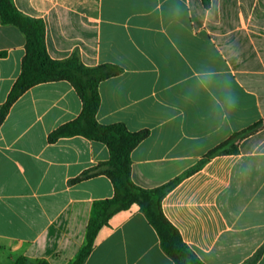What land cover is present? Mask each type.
Wrapping results in <instances>:
<instances>
[{
	"label": "crops",
	"instance_id": "obj_1",
	"mask_svg": "<svg viewBox=\"0 0 264 264\" xmlns=\"http://www.w3.org/2000/svg\"><path fill=\"white\" fill-rule=\"evenodd\" d=\"M46 26L53 59L73 56L123 72L103 81L97 119L150 135L132 180L163 200L168 220L204 264H264V0H13ZM27 39L0 15V109L19 79ZM236 98L235 107L232 100ZM66 80L26 91L0 126V264H70L86 243L95 201L115 195L106 144L49 135L80 117ZM262 122L207 158L234 134ZM84 264H175L134 206L112 217Z\"/></svg>",
	"mask_w": 264,
	"mask_h": 264
},
{
	"label": "trees",
	"instance_id": "obj_2",
	"mask_svg": "<svg viewBox=\"0 0 264 264\" xmlns=\"http://www.w3.org/2000/svg\"><path fill=\"white\" fill-rule=\"evenodd\" d=\"M204 4L209 7L210 0H204ZM0 15L3 24L17 26L27 39L22 73L0 109V126L5 122L12 106L30 88L42 83L66 80L75 87L82 99L83 111L79 118L53 131L49 135V142L56 143L65 137L84 136L106 144L110 149L111 157L107 162L86 171L75 180L78 182L106 175L114 185L115 195L113 198L94 202L87 227L86 243L77 259L70 264H84L96 245L100 231L109 224L112 217L134 206L139 207L157 230L164 251L175 264H204L186 245L179 230L168 220L163 210V200L177 181L146 190L138 187L132 180V152L149 137L150 132H131L123 123L104 125L97 119L101 104L100 84L120 75L123 68L110 63L89 67L77 56L65 60L53 59L48 53L46 26L42 20L25 16L15 7L13 0H0ZM262 124L256 123L234 134L228 141L211 150L207 158L237 153L238 145L233 143L251 135ZM231 144L233 145L229 148ZM14 264L27 263L23 258H19ZM40 264L49 263L42 261Z\"/></svg>",
	"mask_w": 264,
	"mask_h": 264
},
{
	"label": "clouds",
	"instance_id": "obj_3",
	"mask_svg": "<svg viewBox=\"0 0 264 264\" xmlns=\"http://www.w3.org/2000/svg\"><path fill=\"white\" fill-rule=\"evenodd\" d=\"M235 104H236V98L234 96V99L232 100V107H235Z\"/></svg>",
	"mask_w": 264,
	"mask_h": 264
},
{
	"label": "rangeland",
	"instance_id": "obj_4",
	"mask_svg": "<svg viewBox=\"0 0 264 264\" xmlns=\"http://www.w3.org/2000/svg\"><path fill=\"white\" fill-rule=\"evenodd\" d=\"M237 142H238V141H235L233 144H236ZM233 144L229 145V148H230Z\"/></svg>",
	"mask_w": 264,
	"mask_h": 264
}]
</instances>
